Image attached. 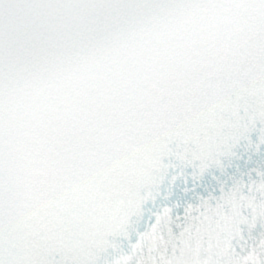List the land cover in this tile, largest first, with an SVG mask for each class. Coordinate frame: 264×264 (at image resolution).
<instances>
[{
	"label": "snow or ice",
	"instance_id": "snow-or-ice-1",
	"mask_svg": "<svg viewBox=\"0 0 264 264\" xmlns=\"http://www.w3.org/2000/svg\"><path fill=\"white\" fill-rule=\"evenodd\" d=\"M0 264H264V0H0Z\"/></svg>",
	"mask_w": 264,
	"mask_h": 264
}]
</instances>
